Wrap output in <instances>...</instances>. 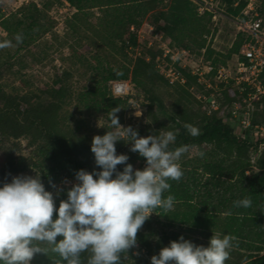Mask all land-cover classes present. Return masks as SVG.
Masks as SVG:
<instances>
[{
  "label": "rangeland",
  "instance_id": "1",
  "mask_svg": "<svg viewBox=\"0 0 264 264\" xmlns=\"http://www.w3.org/2000/svg\"><path fill=\"white\" fill-rule=\"evenodd\" d=\"M47 1L49 0H0V41L8 40L12 45L0 49V86L8 92L41 96V100L45 102L49 98L42 94V89L53 86L55 80L62 78L69 94L61 110V124L69 134L90 143L94 135H103L107 129L101 126H109L108 114L112 108L106 109L103 104L96 103L95 100H104L99 92L108 87V96H116L112 90L113 80L109 81L107 77L116 72L129 71L136 57L148 50L158 54L157 62L161 71L168 62L176 69L182 70L186 81L181 83L174 77L175 81L171 82L166 76L169 82H163L156 89L164 102V107L158 108L150 103L144 87L136 86L130 78L124 79L129 82V93L121 96L128 100L127 103L118 106L120 110L117 115L122 126L130 125L143 136L161 121H167L170 127L174 126L172 116L179 119L185 106L193 112H212L208 98L214 90L205 85L211 83L213 87L216 86L218 70L228 67L229 63L232 65L236 53L232 52V49L238 38L237 29L231 21L232 15L228 12L227 2L217 4L215 1L211 3L209 0H193L201 16L199 30L186 35L181 41H173L172 44L167 35L153 27L147 15L138 17L137 22L132 25L137 35V45L122 50V44L116 42L117 40L113 41V35L104 26L103 16L108 12L105 7L64 9L63 19H59L55 4L44 9ZM33 2L44 9L43 15L46 17L41 21L50 24V28L47 32L37 33L34 38L18 43L14 35V31L18 29L14 27V22L22 17L25 10L22 8ZM206 6L210 13L201 11H207ZM7 26L11 28L8 29ZM201 44L204 47H201ZM166 45L172 50V58L163 55ZM191 65L192 70L203 72V75L198 74L195 80H189L184 70L189 73ZM207 66L212 67L211 72L205 69ZM191 74L195 76L194 73ZM226 111L225 106L221 115ZM136 113L141 115L137 116ZM187 148L188 151L181 157L180 163L181 166L187 165L189 170L200 167L205 161L226 158L213 145L201 148L188 145ZM251 151L253 152L254 148ZM263 151L264 149L259 151V154L254 151V160L261 156ZM43 160L44 154L39 146L30 143L28 138L12 139L0 135V182L10 181L13 175H35L36 172L41 173L42 181L49 190L54 191L49 184L50 179L60 188L74 182L75 178L68 177L62 169L54 170L50 174L51 165L47 162L42 165ZM85 170L92 171L88 168ZM196 176L198 180L195 188L199 192V200L207 202L225 216L226 210L229 209L222 205V201L230 196V193L215 185V182L205 183L206 179L202 173H197ZM153 223L157 230L155 243L159 242L160 245H156L154 253L135 247V257L130 258L129 264H150L152 255L158 254L162 247L181 236L197 245L207 246L213 233L226 235L218 226L193 227L182 225L178 221L170 222L164 217L156 218ZM245 237L242 240L243 247L234 245L233 239L228 260L248 264L245 259L258 253L257 246H264V218L260 219L258 227L247 228ZM260 254H264V251ZM31 264H37L35 256Z\"/></svg>",
  "mask_w": 264,
  "mask_h": 264
},
{
  "label": "trees",
  "instance_id": "2",
  "mask_svg": "<svg viewBox=\"0 0 264 264\" xmlns=\"http://www.w3.org/2000/svg\"><path fill=\"white\" fill-rule=\"evenodd\" d=\"M227 2V9L230 15L239 14L245 6L247 0H240L237 7L234 6L236 0H224ZM55 4L59 19H63L64 9L76 8L84 10L87 7L103 6L108 12L104 17V26L111 33L113 41L122 44L121 49L137 45V35L132 29V25L137 22L138 17L148 16L150 23L157 31L163 32L169 37L170 44L173 41L183 40L186 35L198 32L200 15L193 0H49L45 2L46 7ZM24 10L22 17L14 24L17 31L14 35H21L22 40L34 38L37 33L47 32L50 24L42 22L45 18L44 9H41L36 2H33ZM21 9V10H22ZM210 13L205 11L204 13ZM51 19V18H50ZM11 28V26H7ZM13 32V31H12ZM17 42V41H16ZM242 43L239 36L234 44L232 52H237ZM201 47L204 45L201 44ZM229 54V57L232 55ZM162 53V52H161ZM158 54L152 50L138 55L133 67L129 71L116 72L107 77V80L117 81L130 78L136 86L145 89L147 97L153 106L164 107V102L157 94L156 89L169 80L163 71L158 67ZM189 80L196 79L190 72L184 70ZM111 91V90H110ZM112 92V91H111ZM42 94L49 100H41V96L31 94H20L8 92L0 86V135L19 139L28 138L29 142L39 146L44 154L42 165L50 164L49 173L62 169L68 177L75 178V172L79 169H95L94 154L90 150L91 143L83 138H77L69 134L61 124V110L63 109L69 89L62 78L55 80L53 86L42 89ZM104 100H95L98 105H104L106 109L118 107L122 103H127V99L121 96H108V87L105 91H100ZM224 101L221 109L208 113L193 112L189 108L183 107L180 118H174L175 125L169 126L167 121L158 122L152 126L143 136L164 130H174L177 135L176 144L195 145L204 147L213 145L226 158L216 161H205L200 167L189 170L187 165H182L183 176L179 181H169L171 189L164 195L171 194L174 199L172 210L156 209L152 213L137 233V246L154 253L157 246L155 234L157 233L153 221L156 218L164 217L170 222L178 221L182 225L198 227H217L226 235L234 238V245L243 247L242 240L246 235V229L258 227L261 218H264V151L257 159L256 167L251 162V153L254 144L249 139L239 138L235 134V128L229 121L224 119L221 113L223 108L228 107L234 100L240 98L241 94L237 88H227L223 90ZM185 123H190L199 129L200 134L196 137L188 134L184 128ZM107 131V130H106ZM103 134H105V132ZM129 145V146H128ZM117 153L127 154L128 163L134 168L142 169L146 164V159L140 157L138 153L130 151V144L124 141L116 143ZM119 170L123 165L117 166ZM197 173L205 176L206 182L225 188L230 196L223 199L222 205L229 210L222 216L219 211L214 210L207 202L199 200V192L195 188L198 180ZM3 182H0L2 184ZM65 185L62 188L70 187ZM245 197H250L252 206L250 208H236L233 202ZM60 199H66V192L57 198V206ZM62 239L58 236L57 241ZM43 247H50L42 245ZM135 248L130 249L128 254L122 257V264H129L130 258L135 257ZM264 246H257V254L248 256L245 261L249 264H264ZM88 253H82L81 258L86 264ZM37 264H65L57 253L48 251L47 254L35 255ZM145 263V260H144ZM226 264H240L227 260Z\"/></svg>",
  "mask_w": 264,
  "mask_h": 264
},
{
  "label": "clouds",
  "instance_id": "3",
  "mask_svg": "<svg viewBox=\"0 0 264 264\" xmlns=\"http://www.w3.org/2000/svg\"><path fill=\"white\" fill-rule=\"evenodd\" d=\"M15 40L21 42L22 36ZM11 46V41H0V49ZM119 110L109 112V126H101L105 134L92 138L97 167L77 170L70 187H57L50 179L54 191L49 190L35 170V175H13L0 184V264H31L35 255L48 251L65 264H84L82 253H88L86 264H122L124 254L137 247V233L150 215L158 208L165 215L173 209L175 198L164 194L171 189L169 181L183 176L180 161L187 146L173 147L177 135L172 130L139 135L132 126L121 125ZM184 128L193 137L200 134L190 123ZM118 141L146 159L142 169L128 163L127 154L117 153ZM63 192L66 199L57 206ZM233 204L247 209L252 200L245 197ZM233 239L213 233L204 246L181 236L152 255L150 264H226Z\"/></svg>",
  "mask_w": 264,
  "mask_h": 264
},
{
  "label": "built area",
  "instance_id": "4",
  "mask_svg": "<svg viewBox=\"0 0 264 264\" xmlns=\"http://www.w3.org/2000/svg\"><path fill=\"white\" fill-rule=\"evenodd\" d=\"M209 1L211 3L215 1L217 4L225 2L224 0ZM239 2L240 0H236L234 6L237 7ZM205 8L208 10L207 6ZM231 21L235 24L236 36L242 38V43L235 53L234 63L232 65L229 63L228 67L218 70L216 86L213 87L211 83L205 85L214 90L208 98V104L212 111L220 110L224 101L222 91L227 88H237L241 96L227 107L224 119L232 124L239 138L249 139L254 144V151L259 154V151L264 149V0H247L239 14L232 16ZM166 46L163 55L172 58V50L169 45ZM192 67L191 65L190 73H194L195 76L203 75V72L192 70ZM205 69L211 72L212 67L207 66ZM163 71L171 82L175 81L174 77L181 83L186 81L182 70L176 69L168 62L165 63ZM112 90L116 96H124L129 93V82L114 81ZM254 151L251 162L256 167L259 156L254 160Z\"/></svg>",
  "mask_w": 264,
  "mask_h": 264
}]
</instances>
